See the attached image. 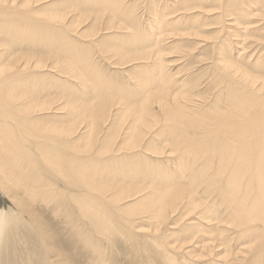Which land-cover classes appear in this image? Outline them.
Instances as JSON below:
<instances>
[{
	"label": "bare ground",
	"instance_id": "1",
	"mask_svg": "<svg viewBox=\"0 0 264 264\" xmlns=\"http://www.w3.org/2000/svg\"><path fill=\"white\" fill-rule=\"evenodd\" d=\"M44 1L0 0V195L12 203L0 204V264H73L80 256L82 264H108L106 257L119 251L128 254V264H264V42H245L249 36L264 41V0H192L200 10L191 12L194 22L204 19L203 12L217 11L209 23L207 17L191 25L196 45L214 50L207 78L216 91L208 103L194 100L200 94L194 85L186 88L185 78L166 81L178 72L166 69L163 48L153 58V50L141 51L155 46L163 33L177 34L175 23L191 14L171 16L173 9L145 18V10L127 5L115 11L116 24L94 14L86 27L71 29L65 18L44 15ZM56 1L84 10L83 0ZM77 18L85 20L86 13ZM201 24L218 26L199 32ZM93 26L105 32L100 41L116 38L114 32L123 39L124 26L132 31V41L122 48L99 49L106 56L110 51L116 65L131 62L130 72L96 76L101 69L92 50L100 41L80 39ZM27 29L43 40L15 48L17 32L27 38ZM169 36L171 42L175 36ZM60 42L66 47L57 66L39 67L33 64L37 56L17 53H57ZM43 69L64 73L69 84L59 89V79L48 81ZM158 73L163 76L157 79ZM118 80L123 87L113 84ZM120 94L125 102L115 99ZM164 142L176 153L173 158ZM135 179L155 188L139 199L151 185L136 187ZM140 200L145 219L134 216ZM171 210L181 219L192 213L191 228L210 237L219 233L213 241L229 252L226 259L219 261V253L200 244L211 258L195 262L174 255L170 243L161 248L162 239L139 233L140 225L164 223ZM221 223L233 224L232 236L222 235ZM178 225L170 221L159 237ZM105 241L110 243L102 245ZM233 241L238 248L230 246Z\"/></svg>",
	"mask_w": 264,
	"mask_h": 264
},
{
	"label": "rangeland",
	"instance_id": "2",
	"mask_svg": "<svg viewBox=\"0 0 264 264\" xmlns=\"http://www.w3.org/2000/svg\"><path fill=\"white\" fill-rule=\"evenodd\" d=\"M181 1L182 0H174V1H172V0H83V3H84L82 6L84 8V10H83L79 7H74L72 5L70 6L69 4H67L64 1L46 0V1H44V5H46L44 8L46 10L44 15L47 14L46 17H48L49 19H52L51 15L53 18L56 16H60L61 18H65V21L68 20L69 22L67 21V23H71V25L73 26L72 27L69 24L68 27L70 26L71 29H74L77 27V29H78V26H77L78 24L81 27L82 26L86 27L89 22L91 23L92 22L91 19L93 18L94 14H100L101 20L109 18L116 24L119 21V16L115 13V11L116 10L124 11L126 9L127 5L130 8L134 7L135 11H139L140 9L145 10L146 13H145V15L143 14V16L145 18L148 15H152L155 17V14H161V13H164L165 11H168V10L172 11L173 9H174V13L170 14L171 16H177V15H179V13L191 14V15L185 16V18H181L180 21H177L175 23L176 25L174 26V31H177V34H175L176 32H166L167 34L163 33L158 38L155 46H148L141 51H149L150 49L153 50V53H152L153 54L152 58H153V57H155V55H157V53H159V55H160L161 51L158 50V47L160 46L161 48H163L160 56H162V58L165 60L164 63H165L166 69L171 71L172 74L175 71L178 72V73H174L175 75H172V77L166 79V81H168L169 84H171L177 78L178 79L181 77H182V79L185 78V80H187L185 82L187 84L186 88H189V87L191 88L192 85H194L195 86V88L193 89L194 93L200 94V95H196V98L194 100L197 102H200V103H203V102L208 103V101L211 100L212 96L215 94V91H216V88L212 84H210L209 79L207 78V76H209L211 74L210 65H211V62L213 61L212 57L214 56V50L210 49L208 44L206 47H205L204 43H203V46L196 45L198 38L195 37V35L197 33L193 30V28H191L192 27L191 25L197 24L201 21H203V23L205 21H207L206 23H209L211 20L210 16L212 15V13H213L212 17L217 15V13H216L217 11H214V12L211 11L208 13L203 12L204 13V19L209 18V20L204 21V19L200 18L194 22L193 19L190 17L195 13V11L197 13H199L200 12L199 8L194 6L192 0H184L185 1L184 4H182ZM71 3H76V2L71 1ZM148 8L150 9V12H149ZM78 12L79 13L80 12L86 13V18H84L85 20H83V19L81 20L79 18H77V20L74 19L76 14L79 15ZM72 15H74V17ZM127 16H130V15H127ZM55 19L56 18H54V20ZM79 20L82 23H78ZM215 21H217V19L213 18L212 22H215ZM124 22H126V24H128V27H127V25L123 24ZM123 23H122V25H125L127 27V29H129V31L134 29V26L127 19L123 20ZM187 25H189V26H187ZM201 25L199 27H197L199 32H202V31L211 32L210 31L211 29L218 26L217 24H209V25H205V26H203V25L201 26ZM125 26L123 28L125 30L124 32H126L125 33L126 36L123 39H121V37H120V35H121L120 32H114V33L118 34V36L116 38L100 41L101 40L100 34L102 33V38H103V35L105 34V32L104 31L103 32L98 31L97 29H99V26H96V27L93 26V28H89V29L84 28V30L87 31L85 34L86 38H82L79 36L80 39H82L84 41L91 40L94 36L96 38H98V41H100L98 43L99 48L92 50V52H93L92 57L94 60H96L100 64L98 67H100L99 69H101V71L98 74H96V76H101V75L109 76L111 73V75H110V77H111V76H113V71H117L121 74H125L126 70H128L127 72H130L129 70H130V66H131L130 63L131 62L125 63L123 65H116V64H114V62L117 61V58L114 60V58L111 55L112 53L110 51H109L110 54H107V56H106L105 54L101 53V51L99 50V49L116 50L119 47L122 48V46L125 45L126 43H128L129 41H132V39L129 38V35H130L129 33H131L132 31L127 33L128 31H126L127 29ZM208 26H209V28H207ZM186 28L188 29V31H186L187 30ZM108 30H110V29H107V31ZM25 31L28 33L27 38H22L20 36L21 31L17 32V34L19 35V39L15 40V42L18 44V46L16 45L15 48L21 47V48L25 49V47L32 46L34 43H38V42H41L43 40V34H33L34 30H29V29H27ZM115 31H117V29H115ZM259 33L261 34L262 32H259ZM72 34H74V33H72ZM180 34H182V35H180ZM165 35H168V36L170 35V36H175V37L171 42H168V36H165ZM88 38H90V39H88ZM252 40H255V41L253 43H248L247 45L261 44L264 42L262 39L258 38L257 36H249L245 40V42H249ZM59 44L62 45V48L57 53H56V51H53L52 53L47 54V52H43V51H40L37 49H35L34 53H30V52L25 51V50H21L17 53L33 54V55L37 56L38 58L33 59V64L38 65L39 67L45 66L47 64H53V65L57 66L58 64L56 63V61L63 62V55L65 54L64 49L66 47L64 42H63V44H62V42H60ZM195 45L198 48L194 49ZM201 48H204V49H201ZM249 48L250 49L247 48V52L252 51V49H254V46H251ZM201 50L202 51L204 50V51L201 52ZM154 51H155V53H154ZM122 54L127 55L126 51L122 52ZM42 56H48L52 59L42 58ZM103 56H105L106 58H104ZM95 58H97V59H95ZM177 58H179L180 60L177 61L178 63L172 62V64H174V65L171 67L168 64V61H171V60L177 59ZM156 59H158V58H156ZM121 61H123V60H121ZM193 61H197V63H194ZM134 62H136V61H134ZM58 69L63 70L62 68H58ZM155 71H158L157 67H155ZM42 72L44 73V75L48 81L55 80L56 78H58L59 79V89H64V87H66L69 84V81L66 79V77L64 78V76H66V75L62 72H61L62 74H60V72H59L58 76L55 75L54 73H52L48 69H43ZM134 74H136V73H133V75ZM161 76H163V74L158 73L157 79ZM72 78L73 77H69V79L74 81V79H72ZM155 81H157V80H155ZM113 84L119 85L120 87H123V83L121 80H118L117 83H113ZM206 84H208V85L206 86ZM156 88L157 87L155 85V89ZM155 92H156V90H155ZM120 96H121V94L116 95L115 99L122 101V102H125L127 99V96L124 95L123 97L119 98ZM65 108L69 109L70 107L65 106ZM125 121H126V119L122 123L117 122L116 127L122 126V124H124ZM156 126H157V124L154 126L152 131L157 128ZM164 143L165 144L163 145V147L166 146V150H167V151L165 150L167 152L166 154L169 155V157L173 158L176 155V153L175 154L172 152L170 153L169 152L170 147L166 144V142H164ZM163 147H161V148H163ZM164 152L161 154L162 156L165 155ZM156 155L157 154L155 153V156ZM172 166H175V165H173V163H172ZM144 185H151V187L145 188L146 190L143 191V194L141 195V197L139 199H142L144 196H146L150 193L147 191V189L152 190L153 187L155 188V185L152 182H150L149 180L135 179V186L136 187L140 188V187H143ZM192 188H195V190L197 191L196 196H198L199 195L198 192L200 191L198 188V185H194V186H192ZM132 198L133 197L130 196V198L122 200L121 203L122 202L123 203L128 202ZM206 198H208V197H205V199ZM0 204H4L5 207H7L8 205L12 206L11 201L9 200L8 196H6V195H4V196L0 195ZM135 205L137 206V209L139 211H137L136 213H138V214H135L134 216L140 217L141 215H143V219H145L146 213L143 211V208L141 207V205H144V201L140 200V201L136 202ZM168 214L169 215H166L167 220L164 223L163 222H160V223L156 222L155 226L140 225V228H142V229L139 230V233L142 234L143 232H145V234L148 235V237L155 238V242H158L159 238L162 239L163 241H160L161 248H164V245H166L167 243H170L171 244L170 247L171 248L173 247L172 249L175 250V252H177V253H174V255H179V253L186 254L193 261L196 260L195 262H202L203 260H207L208 258H211L210 255H208L206 252L205 253L202 252V250H201L202 247H205L207 250H210L209 247H211L212 251H214L215 253H219L218 254L219 255V257H218L219 261H224L226 259L225 257H226V255L229 254V252H227L226 250L223 251L225 247L219 246L217 248V245H218L217 241H213V239L215 237H220L219 233L214 232V233H212V234H214V236L210 237L211 233H208V232L205 233V232L199 231L195 228H191L190 225L188 224V222L189 221L193 222V223L196 222V220L190 219L192 217V213L187 215V217H185L184 219H181L179 217L178 213L175 214L174 210L173 211L171 210L170 213H168ZM175 215H177V216H175ZM182 216H184V215H182ZM173 220H176L177 224H179L178 226H176V229L174 230V232H172L171 230H168L169 233L165 232V234L163 235L164 239L159 237V234L163 233L164 230L166 229L167 224L170 221L172 223ZM212 222L215 223V221H207L206 223L209 225H212L213 224ZM152 227L155 228V230ZM157 227H159V228H157ZM220 227H221V231L223 232L222 235H224V234H227L229 236L233 235V234H230V233H233V231H234L233 224L230 225V224H226V223H221ZM152 233H154L155 235H153ZM215 242H216V244H215ZM66 243L69 245L67 248L71 249L73 247L72 246L73 243H70V242L68 243V241H66ZM109 243H110V241H105V242H102L101 244L102 245H108ZM200 244H202V247ZM248 244H250V243H248ZM183 246H185V247H183ZM230 246L233 249L235 247L238 248V244L235 243L234 241L231 242ZM240 246H242V245H239V247ZM69 249L67 251L65 250V252L71 253V251ZM119 252H120V254L113 255L112 258L106 257L107 258L106 261L108 262V264H128L129 263L130 258L128 256V254L124 251H119ZM188 252H190V254ZM198 253H200V254H198ZM78 259H82V256H80V258H77V260L73 261L74 262L73 264H82L78 261ZM84 264H86V263H84Z\"/></svg>",
	"mask_w": 264,
	"mask_h": 264
}]
</instances>
